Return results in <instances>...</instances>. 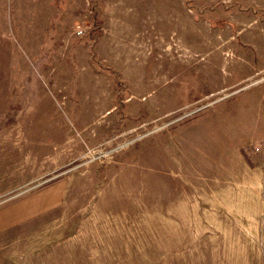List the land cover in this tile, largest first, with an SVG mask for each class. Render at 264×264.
<instances>
[{
	"label": "rangeland",
	"instance_id": "374dc122",
	"mask_svg": "<svg viewBox=\"0 0 264 264\" xmlns=\"http://www.w3.org/2000/svg\"><path fill=\"white\" fill-rule=\"evenodd\" d=\"M254 184L264 0H0V264H264Z\"/></svg>",
	"mask_w": 264,
	"mask_h": 264
},
{
	"label": "crops",
	"instance_id": "0c3cea01",
	"mask_svg": "<svg viewBox=\"0 0 264 264\" xmlns=\"http://www.w3.org/2000/svg\"><path fill=\"white\" fill-rule=\"evenodd\" d=\"M246 196L245 203L240 204L239 212L241 213H254L261 212L264 209V187L259 184H254L250 187ZM257 207V208H256ZM256 209V210H255Z\"/></svg>",
	"mask_w": 264,
	"mask_h": 264
},
{
	"label": "built area",
	"instance_id": "2783aa9c",
	"mask_svg": "<svg viewBox=\"0 0 264 264\" xmlns=\"http://www.w3.org/2000/svg\"><path fill=\"white\" fill-rule=\"evenodd\" d=\"M83 29L81 28V26H77V27H75V33H76V35H78V36H80V35H82L83 34Z\"/></svg>",
	"mask_w": 264,
	"mask_h": 264
}]
</instances>
